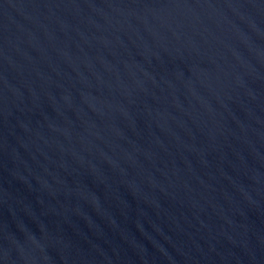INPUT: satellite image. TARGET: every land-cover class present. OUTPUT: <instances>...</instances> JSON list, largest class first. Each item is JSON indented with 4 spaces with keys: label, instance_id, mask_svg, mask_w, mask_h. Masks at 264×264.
<instances>
[{
    "label": "water",
    "instance_id": "95a60500",
    "mask_svg": "<svg viewBox=\"0 0 264 264\" xmlns=\"http://www.w3.org/2000/svg\"><path fill=\"white\" fill-rule=\"evenodd\" d=\"M0 264H264V0H0Z\"/></svg>",
    "mask_w": 264,
    "mask_h": 264
}]
</instances>
